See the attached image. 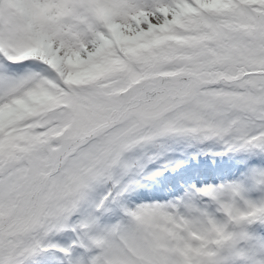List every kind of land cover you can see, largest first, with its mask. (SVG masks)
Here are the masks:
<instances>
[{
  "label": "snow or ice",
  "instance_id": "1",
  "mask_svg": "<svg viewBox=\"0 0 264 264\" xmlns=\"http://www.w3.org/2000/svg\"><path fill=\"white\" fill-rule=\"evenodd\" d=\"M0 264H264V0H0Z\"/></svg>",
  "mask_w": 264,
  "mask_h": 264
}]
</instances>
